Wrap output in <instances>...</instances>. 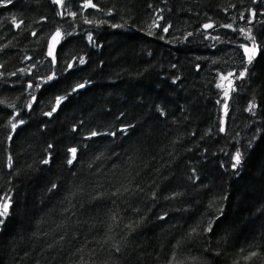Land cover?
<instances>
[{"label": "trees", "instance_id": "trees-1", "mask_svg": "<svg viewBox=\"0 0 264 264\" xmlns=\"http://www.w3.org/2000/svg\"><path fill=\"white\" fill-rule=\"evenodd\" d=\"M91 3L0 0V264H264V0Z\"/></svg>", "mask_w": 264, "mask_h": 264}, {"label": "snow or ice", "instance_id": "snow-or-ice-1", "mask_svg": "<svg viewBox=\"0 0 264 264\" xmlns=\"http://www.w3.org/2000/svg\"><path fill=\"white\" fill-rule=\"evenodd\" d=\"M7 2L8 3H11V0H7ZM54 2L56 4H59V5H62L63 4V0H54ZM85 6L86 7L87 6L95 7V5L91 3V0H87V4ZM71 15H75V13H72ZM252 15L255 16V13L253 12ZM16 26L19 27V24H17ZM204 27L205 28H211V27H213V25L212 24H206V25H204ZM227 27H231V25H228ZM163 30L164 31H167L168 29L165 28ZM241 31H243V30H241ZM246 35H247V38L253 42V46L251 48H249L247 46L244 47V51H245V53H247V61H248V63H251L252 60L255 58L257 52L259 51V47L255 44V38L251 35L250 32L246 33ZM61 37H62V33L58 30L56 32L55 36L53 37V44L49 47L48 55L50 57H53L54 58V48H55V44L59 42V39ZM88 39H89V41H91L92 40V37L89 36ZM79 63L80 64L85 63L84 59L81 58L79 60ZM68 67L70 68V67H72V65H68ZM246 72H247V69H245V71L240 74V77L242 78L246 74ZM231 75H233V74L232 73H229V76H231ZM52 78L53 77L50 76L48 79L50 80ZM227 78L228 77H222V79H227ZM83 86L84 85H80L79 87H83ZM218 87H223V84L218 85ZM227 95H228V93L225 92V96H227ZM61 99H63V98H61ZM60 102H61L60 99H58L56 101L57 106H59ZM28 106L30 107L31 105H28ZM254 107H255V105H250L248 110L249 111H252ZM53 111H55V109H53ZM225 112H227V105H225ZM46 115L51 116L52 115V112L46 113ZM23 123H24L23 121H20V124H23ZM16 127H17L16 124H13L12 125V128L13 129H15ZM92 135L95 136V135H97V133L94 132V133H92ZM70 152H71V157L72 158L68 160V163L69 164H72L73 161L76 159V152H77V150L75 148H73V149H70ZM234 160H235V163L232 165L233 168L237 167L241 163V154H240V152H237L235 154ZM47 162L48 161H45V163H47ZM9 166H11V158L9 159ZM53 187H55V185H53ZM8 208H9L8 203L3 204L2 211H0V217L6 216L8 214ZM2 222L3 221L0 220V223H2ZM208 230L210 231L211 229L209 228ZM251 255L252 256H255V255H257V253L254 252ZM250 258H251V256L250 257H247V259H250Z\"/></svg>", "mask_w": 264, "mask_h": 264}, {"label": "rangeland", "instance_id": "rangeland-1", "mask_svg": "<svg viewBox=\"0 0 264 264\" xmlns=\"http://www.w3.org/2000/svg\"><path fill=\"white\" fill-rule=\"evenodd\" d=\"M222 77H228V78L227 79H222ZM220 80H221V84H223L222 88H223V91H224L223 92L224 96H225V92L228 93V95L225 96L226 100H228L230 98L229 96H231L230 92H231L232 87L234 85V79L232 78V76H229V74H226V75H222ZM225 105L226 104H224V108H223V112L224 113H225Z\"/></svg>", "mask_w": 264, "mask_h": 264}, {"label": "bare ground", "instance_id": "bare-ground-1", "mask_svg": "<svg viewBox=\"0 0 264 264\" xmlns=\"http://www.w3.org/2000/svg\"><path fill=\"white\" fill-rule=\"evenodd\" d=\"M206 30H209V29H206ZM62 33V32H61ZM56 34V32L52 35V38H51V43H50V46L52 45V43H53V37H54V35ZM62 37H63V33H62ZM62 37L60 38L61 40H62ZM61 40H60V42H61ZM60 42H59V44H60ZM59 44L57 45V49H58V46H59ZM49 46V47H50ZM57 49H56V52H57ZM56 54V53H55ZM54 57H55V55H54ZM53 58V57H52ZM232 84V83H231ZM231 94V93H230ZM230 97V96H229Z\"/></svg>", "mask_w": 264, "mask_h": 264}, {"label": "water", "instance_id": "water-1", "mask_svg": "<svg viewBox=\"0 0 264 264\" xmlns=\"http://www.w3.org/2000/svg\"><path fill=\"white\" fill-rule=\"evenodd\" d=\"M208 24H211V23H208ZM204 28H205V27H204ZM205 29H210V28H205ZM54 36H55V35H54ZM51 38H52V37H51ZM51 38H50V43H51ZM60 40H61V39H59V42H60ZM59 42L55 44L54 55H55V53H56L57 45L59 44ZM50 43H49V46H50ZM52 44H53V43H52Z\"/></svg>", "mask_w": 264, "mask_h": 264}]
</instances>
